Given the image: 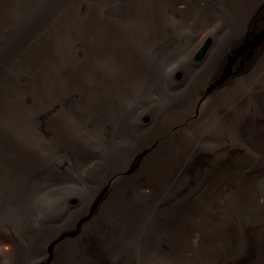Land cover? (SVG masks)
<instances>
[{
  "label": "bare ground",
  "instance_id": "obj_1",
  "mask_svg": "<svg viewBox=\"0 0 264 264\" xmlns=\"http://www.w3.org/2000/svg\"><path fill=\"white\" fill-rule=\"evenodd\" d=\"M135 1L0 0V127H7L3 124L6 112L11 114L10 125L22 121L37 129L30 136L23 124L17 130L20 138L10 127L9 139L4 138V144L0 139V146L5 145V152L0 151V232H5L0 238L2 259L17 262L14 259L25 257L29 244L40 247L33 244L43 222L39 218L56 208L55 216L59 215L60 206L69 209L72 204L73 212L87 213L85 222L91 224L79 227L72 235L75 238L65 231L50 235L59 238L60 251L76 255L73 259L59 257L56 264H85L77 250L93 256L96 264H105L104 259L110 264H133L136 256L138 263L134 264H202L209 262V253L219 252L220 258L228 245L233 246L228 254L245 256L247 250L246 257H250L261 251L264 241L255 227L264 229V173L258 168L264 169V77L258 74L264 72V63L262 69L254 70L257 75L224 78L229 80L226 87L215 90L209 88L210 70L220 68L226 51L212 49L209 63L204 71L195 72L193 83L178 86L172 78L177 64L173 60L182 52L177 45L168 50L167 44L183 30L170 25L162 30H143L147 28L143 25L138 29ZM156 1L142 0L136 8L160 21L170 0ZM171 1L176 5V0ZM216 1L220 3L195 5L199 15L209 8L221 12L225 4L224 13L236 15H241V9L260 7L258 0ZM259 11L264 18V9ZM130 24L134 30L125 29ZM45 30L51 31L45 35ZM236 34L208 40L206 53L213 43L226 47L225 42ZM240 35L257 37L241 46L230 71L238 57L246 63L249 58L243 55L257 53L264 43V32ZM25 38L33 41L28 43ZM44 46L51 53H34V47ZM75 55L80 56V64L66 59ZM189 97H193L190 105L186 102ZM8 102L14 105L6 106ZM148 104L153 106L149 115H159L165 122V134L180 136L168 147H164L166 140L172 136L161 138L154 133L153 123L149 131L137 128L135 109ZM43 114L48 115V129H42ZM54 134L57 143L50 140ZM135 139L136 146L147 149H131ZM199 139L214 142L202 147ZM81 143L101 146L102 151L91 161L100 158L104 177L89 179V173H76L78 168L70 165L81 162ZM130 157L129 167L117 166ZM42 161H48L46 167ZM66 166L75 173L68 177L50 173ZM48 170L50 177L43 176ZM151 173L157 175L159 186L147 191L142 180ZM136 179L138 183L133 182ZM70 195L72 199H68ZM80 196L87 200L82 203ZM72 217L61 214L63 225L71 226L68 221ZM168 236L196 247L190 254L165 259L179 247V243L175 247L166 244ZM94 237L108 239L110 246L93 254ZM116 241L125 245L120 256L108 251L117 248ZM154 243L169 246L168 251H160L164 254L160 262ZM238 261L231 259L229 264Z\"/></svg>",
  "mask_w": 264,
  "mask_h": 264
},
{
  "label": "rangeland",
  "instance_id": "obj_2",
  "mask_svg": "<svg viewBox=\"0 0 264 264\" xmlns=\"http://www.w3.org/2000/svg\"><path fill=\"white\" fill-rule=\"evenodd\" d=\"M158 1H165V0H158ZM156 1V2H158ZM264 0H258L260 7L259 6H251L250 10L247 9H241L239 11H241V15H236L234 13H224V10L227 9V4H225L223 6V9H221L220 11H217L216 9H208L205 10L206 12H204L202 15H199L200 10L197 9L195 7V5L198 4H202L204 6H209L210 3H220V1H212V2H207L206 0H176V5L170 0V3L168 6H165V14L163 17L159 18L160 21H158V19H154L152 18V14H148V13H142L139 9H137L136 7H139L140 4H142V0H136L132 5L133 7H135V10L133 11L134 14L137 16L139 21L138 24V29L139 27H141L142 25L144 27H147L146 29L144 28L143 30H162L161 28H163L164 26H172L173 28L177 29V30H183L181 34L177 33V38L173 39L171 38L167 44V46H169L167 49L170 50L172 47H174V45H177L180 48V51L182 52L180 55H178V57H176L173 62H175L176 64V70L173 72L172 74V78L173 80L176 82V84L178 86L183 85L187 82H191L193 83V81L195 80L193 77L195 75V72H200V71H204V67H206V65L209 63V56L211 53V50L215 49L216 51H226L225 55H224V63H222L220 65V68L216 71L214 70H210V73H206V75L208 76L210 74L209 77V84L211 82V85L209 88L213 87L215 90H221L223 87L225 88L228 83V81H223L224 78H235V76L240 75V77H246L249 76L251 74L257 75L255 72H257L258 70L263 68V64L264 63V43L261 46V50H259L257 53H253L251 55H243L248 59V61H245L246 63L242 64V57H238L239 61H235V64L233 65L234 69H232L231 71L229 70L230 63L232 62V59L236 58V56H239L240 54V50H242V47L245 42L247 40H252L255 37H257V35L255 36H250L247 39H245L242 35H240L241 32H245V31H257L260 34L262 32H264V25H262V23H264V18L262 16L261 13H259V9H264ZM228 2H232V1H228ZM213 5V4H212ZM225 8V9H224ZM83 10L85 11L86 8L85 6L83 7ZM97 20L99 21L100 25L102 27H104V23L97 18ZM211 22V23H210ZM143 26L140 28V30H142ZM160 26V28L158 27ZM204 26V28H202L201 30H199V27ZM129 27H131V30H134V27L130 24L127 27H125V29L127 30ZM154 28V29H152ZM185 30V31H184ZM51 30H45L44 34L47 35ZM196 31L199 32V35L196 34ZM230 32H237V34L235 35V38H231V40L226 41V47L222 48L220 46H218L217 44L213 43L210 51H208L205 54V57H203L202 59H199V53L201 52L202 49L205 48L206 44L208 43V40L215 38L217 35V37H224L225 34H229ZM25 40L28 42L27 38H25ZM35 40V39H34ZM29 41H33V40H29ZM29 43V42H28ZM26 43V45L28 44ZM148 44H150V42H148ZM230 45V46H229ZM229 47V48H228ZM36 49V51L34 52L35 54H38L39 51H43L45 53L50 52L51 50L47 49L45 46L42 47V49H40L39 47H34ZM46 49V50H43ZM36 56V55H33ZM241 56V55H240ZM173 58V57H172ZM33 59V58H32ZM67 60L70 59V61L72 62H77L78 64H80L79 59L80 56H74L72 59L69 57H66ZM183 64H181V63ZM35 63H37V61L34 62V65H36ZM39 64V62L37 63V65ZM36 65V66H37ZM258 67H260L257 71H254L255 69H257ZM179 74H182L181 78H178ZM258 74L260 75V77H264V72L263 71H259ZM205 76V75H204ZM165 77V76H164ZM231 83V82H230ZM220 84H222L220 86ZM174 87V86H173ZM205 88V92H206ZM189 99L192 101L193 97H189L188 99H186V102L190 105V101ZM10 105H14V102H8L6 106H10ZM153 108V106H151L150 104L140 107V108H136L135 106L131 109H135L137 111L136 114V119H137V128L139 129V132H145V131H149L152 123L154 124V133H158V135L162 138V137H167L171 134H165L166 130H165V122L162 120V117L159 115H149V110H151ZM130 109V110H131ZM129 110V111H130ZM60 112V110H59ZM5 113V119L3 124L7 125V127L5 128V130L0 127L1 131H0V139L2 141V143L4 144V138H8L9 139V129L10 127L14 129V131L17 133V136L21 138V132L17 131L19 127H21L24 124V128L27 129L30 127L29 123H25L22 121H15L14 123L10 125L9 123V116L6 112ZM3 113V114H4ZM105 114V113H104ZM54 115H57V113H55ZM48 115H41V119H42V129H48L50 128L51 124H48V120L45 119L47 118ZM156 117V118H155ZM78 123V122H76ZM75 123V124H76ZM73 124V125H75ZM79 125V124H78ZM175 125V124H174ZM193 126L196 125V122H194L192 124ZM173 125H171L172 127ZM76 127V126H75ZM78 127V126H77ZM146 127H148V130L146 129ZM76 130H78L77 128H75ZM169 131V129H168ZM171 132V129H170ZM4 133V134H3ZM56 134V132H55ZM53 135V137L51 136L52 139H50L51 141L54 142L56 135ZM49 135H51L49 133ZM172 137H170V139L166 140L165 146L164 147H168V144L177 139L178 137H180L179 135H171ZM228 140H232L231 138H227ZM7 141V140H6ZM198 142L200 143V146L202 147H206V145L213 143L214 140H206V141H202V139H199ZM219 142V140H218ZM57 143V142H54ZM137 142L136 139L129 145V147L131 149H134L136 146ZM82 145V149L80 152V156L81 158V162L80 163H72L70 164L72 167L78 168L76 173H81L80 171H85V173H89V179L94 178V180H98V178L96 177H104L105 173L103 172V162H100V158L98 159L99 162H94L91 161L93 159L94 155H97V152L99 150L102 151V148L100 145H98L99 147H95L93 145H88L85 146L81 143ZM136 148H138L139 150H144L147 148H142L140 146H136ZM0 151L5 152V145L4 146H0ZM8 153V152H7ZM70 155V152H67ZM13 154V153H12ZM227 154H229V152H227ZM12 156V155H10ZM70 160L73 161L72 157H70ZM108 161V159H106ZM70 161V162H71ZM91 161V162H90ZM44 163H42V165L44 167L47 166L48 161H42ZM110 162V161H109ZM68 163V162H66ZM101 164L100 166L98 165ZM115 163V162H114ZM114 165V164H113ZM131 165V157L127 158L121 162H119L117 164L118 167H129ZM258 168L260 169L261 173H264V169H261V166H258ZM40 170H42L41 166H40ZM50 172V170L47 171V173H44L43 176L45 177H50V175L48 174ZM52 175L54 177H68L70 175H73L75 173V171L73 170V168L66 166L63 167L59 170L57 169H52L51 172ZM150 178H144L142 180V187H147V191H150L152 188L154 187H158L159 184L156 183V181L158 180L157 175H155V173H151L150 174ZM171 174H168L167 177H170ZM76 177V175H75ZM149 180H153L155 181V185L153 184V181H149ZM133 182H137L136 180H133ZM105 183L103 181H101V184ZM138 183V182H137ZM259 186V189H262L263 186L261 185H257ZM135 189H140V186L135 187ZM61 192H64L61 190ZM80 193H83V191H80ZM73 195L68 196V199H72ZM84 197H78L79 200H82V203L87 200V199H82ZM75 199V198H74ZM84 204H81L80 207H83ZM85 206V205H84ZM86 207V206H85ZM61 208V213L59 215L55 216V211L57 210H49L48 212H45L44 216L39 218L42 219L43 222L41 224V226L37 229V234H35V243L39 244L40 247H36V246H31V244L28 245V249L26 251L23 252L25 257H19L16 258L14 260H18L17 262H12V261H6L5 259H2L0 257V263L1 264H56V261L59 259V257H62L64 259H73L76 255L75 253H69V254H65L63 253V251L59 250V246L61 243L58 242L59 238L56 239H52L50 235H57L60 234V232L65 231V233H69L70 236L72 238V235L74 233L78 232V228L82 227L84 228V226L86 228L90 227L91 222H85L88 221L87 218V213L82 212L81 210H77L76 212H73V204L72 207L69 209H66L63 205L60 206ZM166 211V210H165ZM227 213L230 215H233V212L226 209ZM105 210L103 209L102 212L98 215L100 216V218L102 217V215L104 214ZM61 214L64 215V218H66L68 215H70V217H72V215H74V217H72L68 222L71 224V226H66L65 224L63 225L62 219H61ZM66 216V217H65ZM99 218V220H100ZM98 220V221H99ZM33 221V219H32ZM44 221H48L50 223H44ZM58 221V223H57ZM255 229H257L260 232L259 237L261 238L262 241H264V229L260 228V226H256ZM117 232V230L115 231ZM5 232L1 233L0 232V238L3 239ZM12 234L13 235H17V232L12 229ZM80 234V232L78 233ZM26 235V234H25ZM10 240H13L12 237H8ZM69 238V237H68ZM108 240V239H107ZM107 240L102 241V238L99 237H94L91 242L93 243V246H90V249L92 251V253H96V252H101V251H105L102 250L103 248H107L108 246H110L109 242H107ZM166 244L171 245L172 247H175V244L177 245V243H179V247L178 248H170V249H174L173 253L168 255L167 257H165V259L167 258H171L174 259V256L179 257L180 253L181 255H187L190 254L189 252H191L196 246H192L190 245V247L187 244V240L184 241H177L176 239L170 238L169 236L167 238L164 239ZM40 242V243H38ZM170 242V243H169ZM173 242V243H172ZM32 244V245H33ZM117 244V248H110L108 251L114 256H120L121 255V250H124L122 246L125 247V245L121 244L120 241H116ZM153 246H155V250H157L158 253V262H160L164 256L163 253H160V251L162 249L165 250H169L166 249V247L169 246H163L160 247L158 245H156L155 243L153 244ZM244 246V245H242ZM151 247V246H150ZM127 248V247H126ZM233 249V246L229 247V245L224 249V252H222V255L219 258V252H215L214 255L209 253L208 256L211 257L210 259H207V261H209L208 263H202V264H229L231 262V259H239L240 261L236 262L237 264H264V243L261 245V251L254 253L253 255H251L250 257H246L247 254H249V251H245V253H243L245 256H239L237 254H228V252H231ZM31 250V252H29ZM147 250V248L145 249ZM176 250H180L179 253H176ZM126 251V250H125ZM218 251V250H217ZM228 251V252H227ZM235 253H237L236 250H233ZM79 250H77L78 255L82 256L84 259L83 263L85 264H96L94 262V257L93 256H89L88 254H85L83 252H79ZM27 255H35V259H29L26 258ZM97 256H101V255H97ZM40 257V259H39ZM39 259V261H38ZM164 259V260H165ZM222 259H226L227 262L226 263H221ZM31 260V262H30ZM133 260V259H132ZM131 260V263H132ZM144 263L147 262V258L144 257ZM225 260V261H226ZM105 264H110L106 259L103 260ZM134 262L138 263L137 260V256L134 259ZM133 262V264H134ZM76 263V262H75ZM118 264V263H117Z\"/></svg>",
  "mask_w": 264,
  "mask_h": 264
},
{
  "label": "water",
  "instance_id": "obj_3",
  "mask_svg": "<svg viewBox=\"0 0 264 264\" xmlns=\"http://www.w3.org/2000/svg\"><path fill=\"white\" fill-rule=\"evenodd\" d=\"M206 48V47H205ZM205 48H204V50L201 52V54H200V56H199V59H201L202 57H203V55L206 53V51H205ZM25 129V128H24ZM25 132L27 133V134H29L30 136H32L33 134H35L36 132H37V129H34L33 127H29V128H27V129H25Z\"/></svg>",
  "mask_w": 264,
  "mask_h": 264
}]
</instances>
